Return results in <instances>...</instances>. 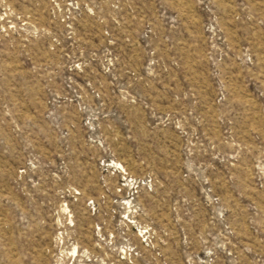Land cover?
<instances>
[{"label":"rangeland","instance_id":"obj_1","mask_svg":"<svg viewBox=\"0 0 264 264\" xmlns=\"http://www.w3.org/2000/svg\"><path fill=\"white\" fill-rule=\"evenodd\" d=\"M0 264H264V0H0Z\"/></svg>","mask_w":264,"mask_h":264}]
</instances>
